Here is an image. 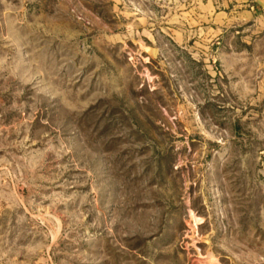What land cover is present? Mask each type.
<instances>
[{"label": "rangeland", "instance_id": "rangeland-1", "mask_svg": "<svg viewBox=\"0 0 264 264\" xmlns=\"http://www.w3.org/2000/svg\"><path fill=\"white\" fill-rule=\"evenodd\" d=\"M0 264H264V0H0Z\"/></svg>", "mask_w": 264, "mask_h": 264}]
</instances>
